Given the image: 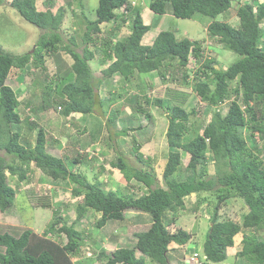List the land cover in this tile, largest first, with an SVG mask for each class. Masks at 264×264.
Masks as SVG:
<instances>
[{"label": "trees", "instance_id": "1", "mask_svg": "<svg viewBox=\"0 0 264 264\" xmlns=\"http://www.w3.org/2000/svg\"><path fill=\"white\" fill-rule=\"evenodd\" d=\"M5 1L41 32L31 51L12 54L0 47V151L3 152L0 153V212L10 211L18 192L9 183V176L19 182L26 181L34 166L53 182L66 180L73 185L71 193L80 199L76 206L77 220L91 210L99 214L95 225L101 228L109 221L122 222L126 210L148 215V222L129 225V231L135 237L134 246L117 247L111 252L105 251L103 246L98 249L100 264H170V243L183 245L193 234L180 225L173 231L168 226L176 224L178 211L186 208V198L195 194L192 206L187 207L193 211L207 210L211 223L203 241L207 261L210 264L222 262L227 255L226 249L234 244V236L240 233L241 249L235 257L249 264H264V233L260 232H264V151L261 153L258 145L261 140L264 146V0H150L147 3L158 15L170 13L185 19L196 14L210 17L212 20L206 21L204 26L207 35L239 56L226 68L212 66L214 59L205 54L206 38H178L174 31L161 30L145 43L143 39L150 31V24L144 23L141 11L129 0H98L94 19L87 17L82 0H65L55 10V0H44L43 9L37 8L35 0ZM233 5L237 20L222 19ZM67 8L74 16L73 26L78 29L66 42L62 24ZM220 14H223L221 20L217 19ZM104 23H113L110 29L113 32L109 33L118 32L124 26L129 27L130 33L114 42L110 34L102 36L101 25ZM79 46L81 49L77 51ZM60 51L72 59L69 68L62 71L61 77H56L54 86L35 76L32 83L41 86L39 101L32 103L27 97L25 104L32 112L54 110L64 117L78 115L85 122L96 109L104 106L97 92L102 83L115 82L124 90L140 88L139 93L131 96L134 100L131 114L134 115L130 122L142 115L154 124L151 103L167 113L168 152L163 184L152 170L132 165L116 148L117 155L109 162V169L117 168L127 182L133 179L141 183L146 191L137 197L120 189H106L100 179L108 170L103 163L90 178L67 166V163L84 164L93 155L77 151L78 156L69 162L48 152V146L59 140L52 136L48 138L45 128L29 114L22 116L21 102L6 79L12 74L18 76L19 71L33 73L27 68L45 71V56ZM94 57L102 63L109 61L101 77L92 72L90 60ZM192 62L198 66L192 76L193 91L199 101L213 111L210 121L203 128H194L195 132L190 136L188 132L193 126L190 113H196L194 108L188 110L183 104H166L162 98L151 99L143 95L142 81L150 80V72L156 71L163 82L169 81V85L179 80L188 83ZM108 93L112 95L114 91ZM142 96H145L144 106L138 99ZM118 113L119 109H113L105 123L99 118V133L104 125L108 130L114 127ZM22 124L28 128L29 135L35 133L33 143L29 135L22 132ZM141 128V125L124 126L114 130V135L130 130L137 132ZM244 129L248 136L243 134ZM97 135L96 139L100 134ZM131 136V153L136 155L139 163L149 165L151 158H144L140 149L151 135H145L141 140L136 134ZM109 138L111 144L114 138L110 134ZM182 154L188 155V162L184 174L177 180L174 174L181 166ZM210 159L214 162L213 173L208 169ZM33 187L24 189L33 206H52L53 192L41 193ZM231 198H241L247 211L240 221L218 220V210ZM204 202L211 204L209 211L202 208ZM58 215L56 209L44 235H38L30 228L18 237L8 232L0 233V245L4 246L0 264H94L88 259L90 256L84 259L80 256L84 234L74 227V222L55 227L59 224ZM49 233L53 238L46 236ZM57 237H65L66 242L56 241ZM135 250L140 251L139 256Z\"/></svg>", "mask_w": 264, "mask_h": 264}, {"label": "rangeland", "instance_id": "2", "mask_svg": "<svg viewBox=\"0 0 264 264\" xmlns=\"http://www.w3.org/2000/svg\"><path fill=\"white\" fill-rule=\"evenodd\" d=\"M43 1L44 0H35L37 8H44ZM82 1L87 17L94 19V10L98 4V0ZM129 1H132L136 7L139 8L141 15L144 17V23L150 24V31L147 32L143 39L145 43H147L150 38L153 39L159 31L171 30L176 33L178 38H206L207 41L205 45V54L206 57L211 56L214 59L212 63V66L214 67L226 68L230 63L239 57L236 53L225 49L219 42L212 40V38L207 35L206 28L204 26L206 21L209 22L212 20L210 17L196 14L193 18L185 19L178 18L170 13H167L163 15L155 14V18L149 22L148 19L145 18L144 9L146 8L145 6L148 8L147 3L150 0ZM63 2H65V0H55L53 9L55 10ZM253 4L255 5V3ZM234 5L231 8V11H229L222 19H228L231 21L233 19L235 21L237 20L234 16ZM70 12V9L67 8L62 24L64 31L62 36L66 42L68 41L70 35L73 34L74 30L78 29V26H73L75 25L74 16H72ZM149 13H152V15L154 14L150 9ZM221 16H223V14L218 15L217 19L221 20ZM101 26L104 30L102 36H106L108 33L114 42L116 39H122L130 33L128 26L121 27L118 32L114 33H109L113 32L110 31V29L113 27V23H104ZM40 32L41 31L39 28L27 22L15 9L9 7L5 0H0L1 48L12 54H21L26 51H31ZM79 41L80 38L77 37L76 42L79 43ZM80 49L81 47L79 46L77 51H80ZM58 53V55L51 54V56H45V71L41 69L29 70V68H27L28 71H32L33 73L29 74L26 71H19L18 76L12 74L6 79V83L15 90L18 99L21 102L19 109L22 116L24 114H29L32 120L37 121L39 126L45 128V133L48 138L49 136H52L54 139L59 140L58 143L55 142L48 146V152L54 156L63 158L65 161L68 160L69 162V159L73 158L74 156H78L77 154L79 153H77V151L83 153L86 152L88 155H93L94 157L89 158V161H86L84 164L72 165L66 162L67 166L69 169L72 168V170L86 173L88 178H90L99 170L98 165L103 163V165L109 170H107V172L102 174L100 177L103 186L106 189H120L121 192L124 193L131 192L136 197L144 193L146 188L144 186L142 187L141 183H138L133 179L127 182L122 173H120L117 168L112 170L109 169V162L115 160L117 155L115 148L117 151H120V153L123 154L132 165L136 167L142 166L147 170H152V174H155L161 183L164 182L162 174L168 152V145L166 141L167 113L165 112V109L159 108V106H155L151 103V105H149L151 107L152 113L154 114V124L149 123L140 113L137 114L138 116L141 115L140 118L130 122V117L134 115L131 114L132 106L134 105V100L131 98V96L135 92L139 93L140 88H136L134 90H124L120 87V85H118V83L115 82L111 84L102 83L97 92L99 94V98L104 104V106L102 105L104 109L102 106L99 107V109H96L92 116L85 120V122H83L82 118L80 117V119L78 115H69L64 117L59 112H55L54 110L32 112L30 107L25 104V102H27V97L32 103H37L39 101V92L41 90L39 88L41 86L36 84L34 85V83H32V80L35 76L44 78V83L52 82V85L54 86L57 82L56 77H61L62 71L69 68L72 62L70 56L62 51ZM108 63L109 61L102 63L99 58L94 57L92 60H90V66L92 68L93 74L97 77H101ZM190 66L192 70L187 78L188 83L179 80V82H172V84L169 85L167 84L169 81L163 82L157 75L158 73L156 71H152L150 72V80L145 79L142 81V87L145 90L143 95H148L151 99L156 97L162 98L166 104H183L188 110L194 108L196 113H190V122L193 123V126L188 132L189 135L192 136L195 132L194 128H203L210 121L213 110L208 109L206 104L199 101L198 96L193 91L192 85L194 79L192 76L193 73L196 72L198 66L194 62H192ZM181 76L182 74L179 73V79H181ZM130 80L131 84L132 79ZM177 83H179V85H177ZM178 89H180V91ZM109 90H113L114 93L111 95L108 93ZM118 93L121 94L117 95ZM144 97L145 96L138 98L143 106L146 105L144 103ZM113 109H119L117 119L113 122L114 127L111 126V129L108 130L106 125H104L101 129V132L99 133L97 123L100 119H102V121L105 123ZM224 109L222 110L225 111ZM138 125L143 127L141 128L142 130L139 129L137 132L130 130L126 134H120L118 136L114 135V130L121 129L124 126L132 128ZM22 132H24V134L27 136L29 135L28 128L24 124H22ZM97 134L100 135L96 139ZM109 134L111 135L112 139L114 138V141H111V144L109 140ZM135 134L139 140H141V138L145 135H151L150 140L145 142L140 149V152L143 153L144 158H151V163L149 165H143L142 163H139L137 161L136 155L131 153V146L133 143L131 135ZM243 134L248 136V132L245 129L243 130ZM29 138L33 143L35 140V133H31ZM252 142L253 141H250V143ZM258 145L262 153V151H264L263 141L259 140ZM0 153L3 154L2 151H0ZM187 162L188 155L182 154L181 166L174 174V177L177 180H179L180 176L184 174V168ZM213 165L214 162L210 159L208 164L209 173L214 172ZM111 171H113V173ZM28 176V183L23 185H12L17 181L9 176L8 181L18 191L16 193L18 195L13 201V205L9 208L10 211L3 212L4 214H1L0 233L8 232L13 236L18 237L21 232L27 228H30L36 232V234L44 235V230L51 219H53L54 211L57 209L59 211L58 216L60 219L59 224L55 227H58L64 223L68 225L71 222H74V227L84 234V242L80 248L81 258L84 259L85 256H90V258H88L91 260L90 262H93L94 264H100L98 257L101 246L105 247L106 243L108 242V247L104 249L107 252H111L117 247L134 246L135 237L133 236L132 232L129 231V225L136 224L138 222L149 221L147 214L141 213L137 210H126L125 218L122 222H116V220L109 221V223L105 224L101 228L95 225V221L99 217V214L94 213L91 210L88 211L85 216L77 220L76 206L80 199L79 197L72 195V184H69L66 180H57L53 182L40 169L34 166H32V170L30 173H28ZM27 185H29V187L34 186L32 189L36 190L35 188H37L41 193L53 192L51 195L53 202L52 206L46 208L34 207L27 197L28 192H26V190H21L22 188H26ZM194 199L195 194H191L190 197H187L185 210L178 211L176 216V225H180L187 231L194 233L193 238L195 240L190 241L187 244V247L190 248V251L201 249L205 233L207 232L209 224H211L210 220L208 219L209 214L207 213V210H189L190 208L187 206L191 207ZM203 207H206L207 209H210V207L212 208L209 202H204L202 204V208ZM218 211V220L233 219L234 221H240L243 214L247 211V208L241 198H231L221 205V208ZM174 228V225L168 227L170 231H172ZM247 232L250 233V231ZM260 232L261 234L264 233L262 231ZM46 236L53 238L50 233ZM234 239L236 242L238 241L237 243L239 244V240L242 239V234H236ZM55 240L60 241L61 243L66 242L65 237H57ZM104 243L105 245H102ZM239 248V246L233 248L229 247L228 250H239ZM3 251L4 246L0 245V253ZM135 253L137 256L140 255L139 250H135ZM77 256L72 257L73 260H75ZM169 258H173L172 254H169ZM232 260L233 258L229 257L225 260V262H220L219 264H232ZM235 264L249 263L245 262V260L242 258H238Z\"/></svg>", "mask_w": 264, "mask_h": 264}, {"label": "clouds", "instance_id": "3", "mask_svg": "<svg viewBox=\"0 0 264 264\" xmlns=\"http://www.w3.org/2000/svg\"><path fill=\"white\" fill-rule=\"evenodd\" d=\"M134 4V3H133ZM263 24H264V21H263ZM196 64V63H195ZM26 183H28V180H26V181H23V182H19V181H17V182H15V184H12V185H23V184H26ZM14 187V186H13ZM27 187H29V185H27ZM26 187V188H27ZM15 188V187H14ZM26 188H22L21 190H24V189H26ZM17 193V192H16ZM171 225H174L175 226V228H176V224H170L169 226H171ZM168 226V227H169ZM174 228V229H175ZM173 229V230H174ZM172 230V231H173ZM192 238L190 239V241H194L195 239L193 238L194 237V233L192 232ZM189 241V242H190ZM174 242H171L170 243V245H169V247L171 248L170 249V253L169 254H172L171 252L174 250V247H172V244H173ZM175 245H177V247H181V249H183L182 250V252H180L179 254H174L175 253V251H174V253L172 254V256H173V258H170V264H185V260H186V258H188V257H190L191 255H193L194 253H196L197 254V257H198V260H199V264H210L208 261H207V259H206V256L204 255V253H203V245L201 246V250H199V251H195V250H192V251H190V248H188L187 247V244H188V242L187 243H185V244H183V245H178V244H176V243H174ZM102 245H105V243L104 244H102ZM108 246H107V243H106V245H105V247L104 248H107ZM187 250V251H186ZM239 251V250H238ZM228 253V251L226 250V254ZM177 258H176V257Z\"/></svg>", "mask_w": 264, "mask_h": 264}, {"label": "crops", "instance_id": "4", "mask_svg": "<svg viewBox=\"0 0 264 264\" xmlns=\"http://www.w3.org/2000/svg\"><path fill=\"white\" fill-rule=\"evenodd\" d=\"M146 8L144 9V13H145V18L146 19H148V21L150 22L151 20H153V18H155V14H153L152 15V13H149V8H147V6H145ZM93 12V11H92ZM142 18H143V20H144V17L142 16ZM147 24V23H146ZM40 192V191H39ZM18 194H16V196H17ZM1 214H4L3 212H0V217H1ZM241 240H239V244L235 241V239H234V244H233V246H231L232 248L233 247H237V246H239L240 248H239V250L241 249V242H240ZM238 244V245H237ZM172 247H174V250L171 252L172 254L174 253V251H175V253L174 254H179L180 252H182V250L183 249H181V247H177V245H175L174 243L172 244ZM229 248V247H228ZM228 248L226 249L227 251H228V253H227V255H226V258L222 261V262H225V260L227 259V258H233V260L231 261V263L232 264H235L236 263V261L238 260V258H236L235 257V254H236V252H238V250H231V251H229L228 250ZM236 249V248H235ZM199 250H201V249H197V251H199ZM196 251V250H195ZM220 263V262H219ZM219 263H215V264H219Z\"/></svg>", "mask_w": 264, "mask_h": 264}, {"label": "built area", "instance_id": "5", "mask_svg": "<svg viewBox=\"0 0 264 264\" xmlns=\"http://www.w3.org/2000/svg\"><path fill=\"white\" fill-rule=\"evenodd\" d=\"M185 264H199V260H198L197 254L194 253L190 257L186 258Z\"/></svg>", "mask_w": 264, "mask_h": 264}, {"label": "bare ground", "instance_id": "6", "mask_svg": "<svg viewBox=\"0 0 264 264\" xmlns=\"http://www.w3.org/2000/svg\"><path fill=\"white\" fill-rule=\"evenodd\" d=\"M169 72V71H168Z\"/></svg>", "mask_w": 264, "mask_h": 264}]
</instances>
